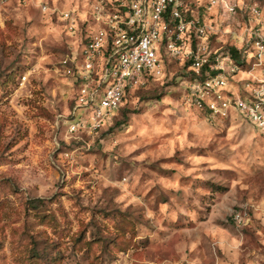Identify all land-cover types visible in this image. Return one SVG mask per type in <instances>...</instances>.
I'll return each mask as SVG.
<instances>
[{
  "label": "rangeland",
  "instance_id": "rangeland-1",
  "mask_svg": "<svg viewBox=\"0 0 264 264\" xmlns=\"http://www.w3.org/2000/svg\"><path fill=\"white\" fill-rule=\"evenodd\" d=\"M86 8L0 0V264H264V128L187 104L177 63L110 124L68 131L76 87L59 60L80 48ZM205 18L220 51L248 59L236 77L261 76L247 53L264 0H216Z\"/></svg>",
  "mask_w": 264,
  "mask_h": 264
},
{
  "label": "built area",
  "instance_id": "built-area-1",
  "mask_svg": "<svg viewBox=\"0 0 264 264\" xmlns=\"http://www.w3.org/2000/svg\"><path fill=\"white\" fill-rule=\"evenodd\" d=\"M215 3L87 0L84 24L88 31L80 48L71 49L59 60L61 73L76 87L68 131L92 134L110 124L128 94L162 76L170 63H177L189 76L184 91L187 104L216 119L236 113L264 128V69L261 76L250 71L245 78L236 77L245 71L242 63L248 59L235 61L229 50L220 51L213 43L217 30L205 14ZM234 5L224 3L229 11ZM57 11L67 30L73 32L78 11ZM250 34L254 54L247 55L254 59V69L264 65V38L260 33ZM244 214L236 211L232 217L240 222Z\"/></svg>",
  "mask_w": 264,
  "mask_h": 264
},
{
  "label": "trees",
  "instance_id": "trees-1",
  "mask_svg": "<svg viewBox=\"0 0 264 264\" xmlns=\"http://www.w3.org/2000/svg\"><path fill=\"white\" fill-rule=\"evenodd\" d=\"M229 52L231 53V55L235 59V61H239L240 60V51H239V49H236L235 47H230ZM149 81L150 80H148L147 82H149Z\"/></svg>",
  "mask_w": 264,
  "mask_h": 264
}]
</instances>
